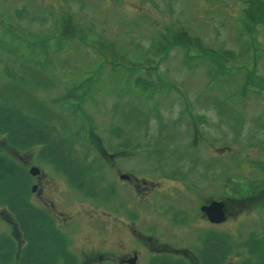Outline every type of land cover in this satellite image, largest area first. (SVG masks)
<instances>
[{
	"label": "rangeland",
	"instance_id": "374dc122",
	"mask_svg": "<svg viewBox=\"0 0 264 264\" xmlns=\"http://www.w3.org/2000/svg\"><path fill=\"white\" fill-rule=\"evenodd\" d=\"M233 1L0 0V102L38 113L83 174L3 133L0 151L36 169L29 199L79 264H203L211 233L239 264L264 235V39L242 47ZM0 232L22 243L2 202Z\"/></svg>",
	"mask_w": 264,
	"mask_h": 264
},
{
	"label": "trees",
	"instance_id": "16d2710c",
	"mask_svg": "<svg viewBox=\"0 0 264 264\" xmlns=\"http://www.w3.org/2000/svg\"><path fill=\"white\" fill-rule=\"evenodd\" d=\"M23 112L20 107L0 102V133L4 134L5 141L23 150L38 143L40 151H45L58 168L65 170L77 166V171H65L81 177L80 164L75 163L71 146L64 144L63 137L54 134L53 128L45 125L44 121H37ZM30 178L31 175L20 163L0 151V202L14 217L22 240L18 244L13 236L0 232V264H79L77 257L67 248L65 235L56 225L54 216L29 199ZM228 243L225 235L211 233L206 236L204 252L200 256L203 264H233L222 260L230 251ZM246 245L249 254L239 264H264V235L248 239ZM158 253L161 252L151 256L150 264H189L182 257L173 255L176 259L167 256L166 252Z\"/></svg>",
	"mask_w": 264,
	"mask_h": 264
},
{
	"label": "flooded vegetation",
	"instance_id": "af4514ba",
	"mask_svg": "<svg viewBox=\"0 0 264 264\" xmlns=\"http://www.w3.org/2000/svg\"><path fill=\"white\" fill-rule=\"evenodd\" d=\"M238 2H240V6L238 8L242 10L243 19H238L240 23L237 24V28L242 35V47L248 45L247 40L260 41L264 39V0H235L231 2L234 5L235 11L233 10L234 15L242 16V13L236 11ZM246 29V30H245ZM248 31V32H246ZM257 46L264 48V41L263 42H256ZM129 177V176H127ZM133 179V178H132ZM137 180H129V182H135ZM145 181V180H143ZM139 253L133 251L131 254H126L121 258L122 264H139Z\"/></svg>",
	"mask_w": 264,
	"mask_h": 264
},
{
	"label": "water",
	"instance_id": "95a60500",
	"mask_svg": "<svg viewBox=\"0 0 264 264\" xmlns=\"http://www.w3.org/2000/svg\"><path fill=\"white\" fill-rule=\"evenodd\" d=\"M32 167L31 172L34 173L36 169ZM34 190V186H32ZM223 202L220 200H213L210 204L203 205V209L206 210L211 220L220 221L225 218L224 210L222 208Z\"/></svg>",
	"mask_w": 264,
	"mask_h": 264
}]
</instances>
